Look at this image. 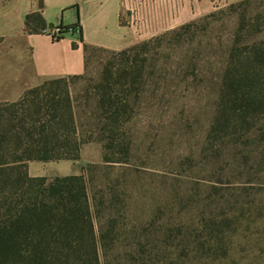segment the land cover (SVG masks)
Wrapping results in <instances>:
<instances>
[{
    "label": "trees",
    "instance_id": "1",
    "mask_svg": "<svg viewBox=\"0 0 264 264\" xmlns=\"http://www.w3.org/2000/svg\"><path fill=\"white\" fill-rule=\"evenodd\" d=\"M52 27L40 10L25 17L29 33ZM84 50V73L0 102V264H185L190 256L217 254L221 245L207 243L173 258L142 249L116 252L117 222L109 217L97 230L85 172L31 176L28 163L78 160L90 141L102 143L105 163H128L134 105L189 100L212 105L207 137L214 155L233 148L264 119V0L232 2L120 50L88 44ZM93 51L109 58L81 107L71 81L85 77ZM204 58L212 60L207 77ZM204 85L209 90L198 89Z\"/></svg>",
    "mask_w": 264,
    "mask_h": 264
},
{
    "label": "rangeland",
    "instance_id": "2",
    "mask_svg": "<svg viewBox=\"0 0 264 264\" xmlns=\"http://www.w3.org/2000/svg\"><path fill=\"white\" fill-rule=\"evenodd\" d=\"M237 1L184 0L183 15L201 12L208 4L216 10ZM153 6L154 0L124 4L122 21H134L136 37L160 34L139 28L143 21L152 24ZM108 58L107 53L93 51L85 77L71 81L79 100L76 105H81L83 95H91L86 89L95 85ZM208 61L212 60L203 62L206 77ZM198 89L205 92L209 87ZM192 104L189 100L187 105H134L128 163H105L102 143L90 141L78 160L40 164L44 171L53 172L50 167H54L61 173L85 172L97 230L109 217L117 222L116 252L137 254L142 249L173 258L207 243L221 245L222 250L212 256L187 257L185 264H264V119L232 143L233 148L215 156L207 137L212 105Z\"/></svg>",
    "mask_w": 264,
    "mask_h": 264
},
{
    "label": "crops",
    "instance_id": "3",
    "mask_svg": "<svg viewBox=\"0 0 264 264\" xmlns=\"http://www.w3.org/2000/svg\"><path fill=\"white\" fill-rule=\"evenodd\" d=\"M125 3L128 0H0V102L16 101L26 90L47 80L84 73V44L120 50L153 36L136 37L134 21H122ZM154 4L152 24L143 21L141 30L161 33L215 8L208 4L184 18V0H169V7L167 0H154ZM38 10L48 26L66 29L61 39L54 40L46 31H26V15ZM41 162L28 163L31 176L82 173H61L54 167H50L53 172L44 171Z\"/></svg>",
    "mask_w": 264,
    "mask_h": 264
},
{
    "label": "built area",
    "instance_id": "4",
    "mask_svg": "<svg viewBox=\"0 0 264 264\" xmlns=\"http://www.w3.org/2000/svg\"><path fill=\"white\" fill-rule=\"evenodd\" d=\"M46 32H48L54 40H59L65 34L66 29L62 26H54L52 28H48Z\"/></svg>",
    "mask_w": 264,
    "mask_h": 264
}]
</instances>
